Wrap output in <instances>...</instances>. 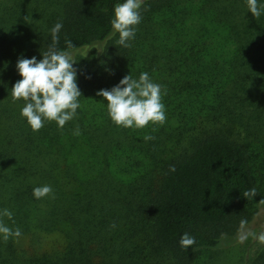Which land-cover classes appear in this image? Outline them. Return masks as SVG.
Instances as JSON below:
<instances>
[{
  "label": "trees",
  "instance_id": "16d2710c",
  "mask_svg": "<svg viewBox=\"0 0 264 264\" xmlns=\"http://www.w3.org/2000/svg\"><path fill=\"white\" fill-rule=\"evenodd\" d=\"M193 1L196 15L224 27L221 52L202 19L148 18ZM123 2L0 0V212L13 213L0 219L22 233L7 242L0 235V264H190L252 220L264 199L254 175L264 152V14L254 19L247 0H143L124 47L111 27ZM57 22L60 50L65 38L73 52L102 49L74 58L76 117L62 130L46 121L33 132L20 114L24 102L12 100L16 64L42 59ZM145 72L166 90L165 124L116 126L97 92ZM131 152L151 170L139 174L143 162ZM45 185L54 198H34ZM253 187L257 195L244 197ZM184 233L196 241L186 251ZM248 264H264V249Z\"/></svg>",
  "mask_w": 264,
  "mask_h": 264
},
{
  "label": "clouds",
  "instance_id": "9594fccd",
  "mask_svg": "<svg viewBox=\"0 0 264 264\" xmlns=\"http://www.w3.org/2000/svg\"><path fill=\"white\" fill-rule=\"evenodd\" d=\"M143 0H124L114 6L111 27L113 34H118L117 43L124 47H130L129 43L134 39L137 26L141 22L140 9ZM248 12L254 19L264 14V4L258 0H247ZM63 24L57 22L51 29V44L43 53L39 61L35 57L31 59L19 58L16 70L20 76L12 89L13 102L23 101L24 107L21 110V117L24 118L33 132L40 131L45 122H55L59 129H63L66 123L76 117L77 109L80 107L81 91L77 84L76 72L73 64L74 45L65 38L67 50H60L59 33ZM166 90L161 85L154 83L148 73H141L138 80L130 74L120 80L119 84L111 90L97 92L107 102V113L112 122L125 129L143 130L151 125L163 126L167 120L166 109L163 103V96ZM74 135L79 134L77 128ZM145 141L153 139L150 135L144 137ZM175 171V166L170 168ZM33 196L36 199L53 197V190L50 185L36 187L33 189ZM257 190L253 187L243 193L248 199H253ZM264 205V199L259 201ZM0 217L13 219V213L8 209L0 212ZM14 222V221H13ZM114 227V225H113ZM21 230H13L7 226L3 219H0V235L5 242L10 237L19 238ZM249 237L264 244V232L257 233L248 230V221L241 219L237 233L239 243H244ZM226 234H221L225 239ZM180 247L186 251L195 243V238L184 233L180 238Z\"/></svg>",
  "mask_w": 264,
  "mask_h": 264
},
{
  "label": "rangeland",
  "instance_id": "374dc122",
  "mask_svg": "<svg viewBox=\"0 0 264 264\" xmlns=\"http://www.w3.org/2000/svg\"><path fill=\"white\" fill-rule=\"evenodd\" d=\"M197 1L192 3L181 2L179 5L171 8V11L164 12V9L155 12H149V19H157L160 21L162 19H187L186 24L192 22V19H202L205 25L210 26V34L213 37L219 38L216 40L218 51L221 52V49L224 48V43H226V31L224 27L216 26L210 23V17H199L195 14V11L192 9V5ZM102 45H96L92 47H87L78 51L73 52V59L77 56L83 55L85 57H95L101 51ZM150 126L145 127L144 129L150 128ZM255 148H258L255 145ZM132 156L139 161H142L143 164L141 168L137 169L139 174H142L145 171H149L152 168L149 160L138 153L131 152ZM257 166L255 164L254 175L256 181L259 183L260 189L264 188V152L262 155L256 158ZM263 176L262 179L259 178V175ZM126 180L131 178H125ZM263 184V185H262ZM248 230L257 233L264 232V205H258L255 215L252 220L248 222ZM238 231L230 237L225 239H220L219 245L217 248L211 251H205L198 253L195 258L191 261L190 264H248L251 261V258L255 256L258 251L264 249V244L258 242V240L249 237L244 243H239L237 240ZM44 242V240H43Z\"/></svg>",
  "mask_w": 264,
  "mask_h": 264
}]
</instances>
